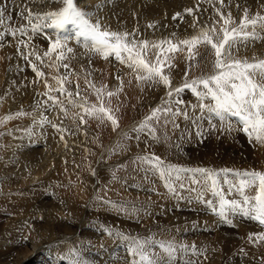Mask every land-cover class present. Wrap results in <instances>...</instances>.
I'll return each instance as SVG.
<instances>
[{
	"label": "bare ground",
	"instance_id": "bare-ground-1",
	"mask_svg": "<svg viewBox=\"0 0 264 264\" xmlns=\"http://www.w3.org/2000/svg\"><path fill=\"white\" fill-rule=\"evenodd\" d=\"M153 1H155V3L159 5V7L156 6L154 9L155 10L154 16L151 15L149 9H146L142 5V3L146 2L144 0H74V3L79 9L86 11L89 14V16L86 18L91 19L92 22L99 20L102 29L106 27L107 30L110 31L134 33L137 43L143 40H147L149 41L148 45L153 48H155L154 45H160V44L161 47L164 44L165 46H168L167 43L162 44L161 43L162 41L164 42L171 41L172 43L179 44V42L182 40L191 39L193 36H200V33L203 30H211L213 26H215L216 31L219 32L220 27L223 24V21L221 20V16H220L221 13H223L224 16L227 17V14L230 12L233 22L235 24H239L240 19L242 18L244 13V12L242 13L243 10L247 9L249 16L254 17L256 13L255 9L259 8L261 10V8H264V0L258 1L261 2V5L257 3V0H232L230 2H228V0H224L223 5L220 4V0H200L199 3L198 0H191L189 3H186V5H188L189 9H192L191 13L197 15L198 17V21L196 20L197 22H194V20L196 19L194 15L193 17H191L192 16L191 14V16L188 17V13L186 12H185V17L177 18L176 15V18H173L174 12H171V10H173L172 8L174 7V3L177 2V0H153ZM205 1L213 2V3L215 2L214 4H217V9H219V11H217V9L214 11L213 9V13H214L213 14L212 10H208L206 6L200 4V3H205ZM237 5H239V7H237ZM64 6H65L64 0H8L5 15L3 17L4 23L0 24V30L2 28H5V30H7L9 29V27H12L11 29L12 31L13 29H18L19 26H24L27 29L26 36H21L18 31H17V35L15 36L9 35L5 31L4 32L0 31V242H2L1 243L2 246L0 245V264H16V263L30 264L34 261V256L32 255L27 256V254H24L22 255V257H20L17 254L20 252L18 246H22V245L16 246L15 241L16 242L19 241L21 243L22 240L24 241V238H29L39 246L43 247V249L45 250L48 249L49 253L53 254V259L56 264H59L60 259L63 258L64 259L66 258L65 261H67L68 264H82L81 262H83L82 259L84 257L82 258V256H80L79 253H83L84 255H86L87 256L86 258L92 260L94 263L97 261L98 262L97 264H148L149 259L153 261V264H159L156 260H158L159 262L164 261L165 264H185L181 257L185 254V250L188 253L190 252V254L191 252H193L194 250L193 243L195 242L193 243L189 242L192 243L191 244L192 246H190V244L188 243V241L191 240L192 238H193L192 240L195 239L199 241V243L197 242V244L200 247L199 250L201 249L203 251V255H205L204 253L206 252V250H203V246L201 244L204 242L207 243L211 242L212 238L215 239L211 243L214 245L213 248L215 247L216 249V246L223 245L224 249L226 250L225 253L221 252V250H223L221 249L220 252H218L217 254H213L210 253L213 250L212 249L210 252H208L207 254L208 256L206 255L207 257L201 258V264H264V239L259 238L260 236L264 235V224L260 223L254 226L253 224L254 223L257 224V220L252 219L248 216H244L239 212H228V218L227 220H225L224 217L218 214V210L214 211L213 210L214 206L218 207V204H216L217 202H215L217 197L214 195V193L211 195L209 193H199V194L196 193L198 191L197 189L203 188L202 187L203 185H205V188L207 187L211 188L210 183L207 182L205 173H197L195 171L193 172V174L198 175L199 177L198 181H200V183L194 182V180L193 181L186 180V178L188 179L190 178L189 175L186 176L185 174H183L184 171L180 173H173L172 176L169 177V179H167L168 177L160 176L157 170L150 167L146 162H144L141 159L142 157H145L147 156V154H149L146 153L148 149H146V147L142 145V143L139 140L137 143H134L135 141L133 142V140H131L130 138L135 137L134 134L138 130L139 133L141 130H143L142 125L145 124H143L142 121H140V118L142 116L139 115L138 120L137 119L134 120V118L131 117V120H134V122L136 123L134 125L132 124L128 126V129L121 126H120L121 128L120 127L118 128L117 126H114L112 123H110L114 127V129L116 128L115 131L113 130L114 132H111L110 130L109 132L112 133L110 134L112 135L111 136L112 141L115 140V143L118 144V146L113 147V150H116L118 154L117 160L114 158L115 160H113V162H107V163L96 162L99 159H101L100 157L103 155L102 154L103 151H101L102 150L101 146L100 148H97L99 147L98 142L100 141L98 136H96V139H93L95 141L94 144L89 142V140H91L89 138H91L92 136L90 125H92L93 123L91 122L92 119H90L88 114L85 113L84 108L85 107L91 108L94 105L92 104L93 98H91L88 94H90L91 92L93 93L94 91L93 89L95 88H97L98 90L100 89V87L102 88L101 82L103 81L98 83L95 82L96 84L91 83L92 82L91 78L99 74V72H97V67L100 64L99 63L95 64L96 70L91 71L87 67L88 59L86 57L88 55L90 56V59H93V61L95 60V62L105 61L106 63H108L109 61L117 62L116 57L114 55H111L105 58L101 53H97L99 55L97 56L96 52L92 49V46H88L90 48H86V49H84L85 47L82 48L81 46H78L79 44L78 45L75 44L76 42L70 41V37H69L70 35L68 36V33L66 31L64 32V35L63 33L60 34L61 33L60 29H58L59 30L58 31L57 29L54 28H46L43 29L42 32L41 31L33 32L31 30V27L29 26V22L26 19H23V16L24 18L27 16V13L25 11L26 7L27 8L33 7L35 13L42 14L50 11H57ZM205 9L208 10L207 13H205L206 12ZM22 13L24 15H22ZM259 14L261 15L262 12L260 11ZM209 15L211 17L213 15L216 20L213 21L214 18L213 20H209L208 18L210 17ZM32 23H39V21L33 19ZM149 25H152V27H149ZM70 26H68V28L66 29L68 30V32L71 31ZM47 37H51L53 40L60 37L58 39L61 40L62 44L66 45V47L62 49L64 51V58L60 60L61 65L59 64V60H58L59 51L61 49H58L56 52H51L50 51L51 40H49ZM21 40H24L25 43L24 44L20 43ZM258 41L260 42L258 43L259 46L256 45L255 41H249L246 46H240L239 51L234 52L233 55L240 59H248L249 62H254L255 60L258 59H264V39ZM201 46H203L202 49H200ZM179 47L182 50H186L185 56L178 54V59H182L181 61H183V59H186L187 56L189 55L188 53L189 46L180 45ZM67 48H71L72 51L68 52ZM163 49H165V47ZM30 51L32 52L33 60L34 57L35 59L37 58V56L40 57V59L34 61L38 66V68L40 69V71L44 73L42 77L41 76L39 77L36 73H33L35 70L33 69L34 71L32 72V70L28 68L26 63L23 61L24 56H27L26 53L29 54ZM193 51L194 53H198L196 55L206 58L204 63L199 62L201 65L200 66L198 65L199 66L198 69L202 75V78H204L203 76L207 77V75H209L211 72L214 61V53L211 50V47L209 45H205L201 43L198 44ZM45 52H50V55L44 56ZM153 54L154 55L156 54V50H154ZM150 55H152V53ZM110 58H112L113 60H111ZM66 60H67V65L69 64V68L70 66L72 68L71 76H73V78L75 77L77 81L74 86L70 85V83L67 80L69 71L62 70L63 68H65L64 65H66ZM187 62L188 60L186 59V63ZM91 64L93 65V62ZM20 66H24L25 68L24 69L20 68ZM107 68L109 69V67ZM119 70H120L119 75L122 77L123 70L122 68ZM19 74H20V79L18 77ZM33 75L36 77L35 79L37 80V82L33 83L34 87L32 86L31 88L30 78H32ZM104 78L108 79V76L105 74L104 76H102V79ZM19 80H24L25 83L23 81L24 84L21 85ZM44 80L46 81L48 80L49 84L55 81L54 82L55 87L56 84L57 86H63L65 92L61 93L60 91L55 90L56 92L53 91L52 94L50 93L51 95L49 96L44 95L46 100L44 98H41L43 99V101H41L39 97L41 96V94L35 95L34 93L36 91L34 88L38 89L40 86H42L41 83H44L45 82ZM123 80L125 81V79ZM138 81L141 82L140 80ZM125 83H127V80ZM45 84H47V82H45ZM57 88L58 87H56L55 89ZM136 89H133L132 91L128 90L129 93H132L133 102L139 99V94H137L138 91L136 92ZM160 90L162 89L160 88ZM39 91L42 92L43 90H39ZM45 92L48 91L45 90ZM69 92L72 93L71 96L73 98L72 100L76 101V105L72 104V106L83 105V107L77 106L79 111L78 113L75 114L76 119L75 116H73L74 118L73 124L75 123V125L71 123L73 125L72 127H74L73 132L69 134L68 132H66L68 136L67 138L70 139L71 144H66V149H64L61 143L62 142L61 139L56 135L51 136L52 135L51 133V135H48L50 142L54 141L53 143L55 145L56 143L55 141H57L56 145H58V147L55 146L54 148H50L49 144H47L48 147L46 148L45 151V148L42 145V143L38 144L39 142L38 140L42 141L43 138L47 139V137L43 136L39 130L37 131L36 129H33L35 125L39 124V120H40L38 119L37 113L39 112H37V110L40 109L41 106L49 107L50 102L47 101L49 97L52 96L57 97L59 101L63 102V104H61L62 107H64L66 104L68 105V103L66 102L67 100L66 93ZM77 93H80L78 95L79 96L78 98L76 97ZM124 93H126V91H124ZM54 102L55 101H53V103ZM116 103L118 102L116 101ZM122 103L123 102H121V104ZM61 105H59V107H61ZM131 106L132 103L130 102L127 104V107L125 106L123 107L122 105L123 118L129 117V113L131 112ZM146 110L148 109L146 108ZM55 111H56L55 108L51 110L52 112L51 116H54ZM143 114H145V112ZM191 115L193 117V113H191ZM9 116L11 117V119H7V117ZM61 117L59 119H61ZM81 117H83V120H81ZM205 119L206 118L200 117L198 118L200 122H197L195 120L197 124L201 123L199 127L201 128L203 127L204 129L202 131V136L205 137V135H208V129H211L212 134L211 133L209 134L212 135L214 139L220 137L222 135L219 128L220 126L215 122L208 123L210 121L207 122ZM229 119L235 120L238 124L240 122L242 123L240 118L236 116L231 115ZM164 123L166 124V122ZM164 123H162V125ZM65 126H68L67 122ZM193 127L198 128L195 126ZM65 128L63 129L65 130ZM26 129H29L28 131L30 132H27ZM85 129L86 132L84 131ZM235 129L234 130L232 129L233 132L235 131ZM8 131H11L13 136L10 137L8 135ZM69 131H71V129ZM126 132H129L130 134V138L127 136L128 137L127 140H125L126 135L123 137V134H126ZM26 134L29 135V137L31 136L30 138L27 137L28 140H30V142L24 140L26 138ZM185 134H186L185 144L184 143L183 144L186 146L185 147L186 149L185 152H182V155L185 156V159H188L190 161L191 165L194 164L195 168H202L207 170L213 168L216 170L222 164L225 163L227 164L232 161L240 162V160H242V158L238 156L239 154L238 155L232 154L228 150L227 151H223L220 149L217 150V148L212 147L211 144L212 142L207 141L205 138H204L205 144L203 140L202 143L199 141L196 142L197 141L195 139L196 132L193 131L192 129H185ZM230 135L231 134L229 133V131L225 133V137L227 139L230 137ZM188 136L190 138L195 139L196 141L194 140L189 141L190 138L189 140H186V137ZM221 138H222L220 142L221 147L225 149L226 145L222 142L224 141L223 137ZM103 139L101 138V141ZM103 141L101 144H103ZM138 143L140 148L137 145ZM159 144H160V149H159L160 153L158 154L165 157V159L175 155L174 149L171 148L168 143H165L163 139H161V142ZM86 147L88 149L87 152H86ZM52 149L55 150L53 154L51 153V151H54ZM70 149H71V153H70ZM110 150H108L109 153ZM42 151L43 152L45 151V153L41 155L42 157H40V161L41 160L44 161L40 162L39 159L36 160L35 158L37 157V154ZM92 151H96V152H92ZM100 151H101L100 153L101 155L99 154ZM263 151L262 153L260 152L261 153L260 158H263L261 159L262 161H264ZM136 152L140 153V155H138L139 158L135 154ZM216 152H222V153L216 155L215 154ZM49 153H51L52 155H49ZM87 154L93 156L91 160L87 158ZM253 154H255V152ZM110 156L111 155H109V157ZM177 156L179 157V154H177ZM235 156H237V158H235ZM84 158H85V168L86 169L88 168L89 173L88 175H85L87 177L85 178L83 177L84 186H79L78 184L77 189L79 192H81L82 189L83 191L86 190L88 192L85 198L87 200V204L90 211L83 216V213L81 212L78 206L72 209L70 207L71 205L69 206L68 203V207L72 209L73 215L70 214L69 210H68L69 213L67 214L66 212H64L65 210L61 213L58 212L59 214L57 212L55 213L53 210H57L59 208L58 204H60L58 202L59 201L61 202L60 200L61 197L59 198V195L63 194L61 192L63 187L61 188V190L60 188L56 189L61 184V183L58 184L59 185L58 186L57 183L63 179L62 171H64V168L66 166L72 167L73 159L75 161L76 159L77 160L80 159L81 161V159L83 160ZM93 159H96V161H94ZM243 159L249 161L248 157ZM257 159L259 158H256V160ZM250 161L253 162V160ZM34 162H38V163H34ZM119 163L121 164V167L118 166L120 167L119 168L120 171L122 170L127 171L129 169L131 170L129 171L131 176H129L128 174L126 175V177L127 178L131 177L132 179L128 180L124 177L125 180L124 182H122V186L124 190L120 189L122 190V194L124 195V198L122 197V200L124 201L111 200L109 202L108 201L104 202L103 197H100V194L98 193L97 190L98 186L96 185L95 181L90 180L91 171L96 166H101V167L104 166V168L109 169ZM64 164H66V166L63 168ZM51 165L53 166L50 167ZM142 165L145 167L146 173H144L142 169H140L142 168L141 167ZM77 169L78 166L74 170ZM215 172L220 173V177H219L220 179L223 176L222 174H225L220 170L219 172L218 170ZM72 174L74 175V173ZM182 174L184 175V177L182 176ZM233 176H234V172L227 173V175L222 177V183H224L223 180L225 178L227 180L233 181V179H235L233 178ZM98 177L101 176L98 175ZM72 179L70 178L69 180L72 181ZM78 180L80 179L78 178ZM119 180H121V178ZM89 181H91L90 184ZM98 183L102 184L103 186H108L105 178L103 181H99ZM169 183L173 184V186L176 189L175 192L169 190L168 188ZM115 184L118 185L120 183L115 182ZM180 184H183L184 187L181 188L179 186ZM80 185L83 184L81 183ZM224 185L226 186V189H229L231 187V185L228 183H224ZM100 187L102 188V186ZM65 188L67 189L66 186ZM104 189L105 187L103 188V191ZM120 190L118 191L121 192ZM223 190L225 189L223 188ZM83 191L81 192L82 194ZM211 192L212 191H210V193ZM234 193L233 195L232 194L225 195V198L236 199V200L239 199L238 197L240 194L237 195L238 193L237 194ZM77 195L74 194V200L76 204H79L80 201ZM83 196L81 197L83 198ZM81 197L80 200L82 199ZM240 197L243 199L242 196ZM22 198H25L23 203L26 202L25 204L27 205H23L24 207L19 205L21 206L19 207L18 202L20 201L21 203ZM67 198L70 197L68 196ZM241 198L240 200L242 201ZM168 199H170V201H167ZM174 200H176V202ZM209 200L212 201L211 205L206 202ZM71 201L69 200L68 202ZM144 202L145 204H142ZM65 203H63L62 201V206L63 204L64 206H66ZM9 205L11 206L10 209H8ZM15 205H17L18 207L16 208ZM96 208H99V210H96ZM109 209H114L115 212L118 211L120 216L118 213L115 214L116 216L112 215V213L109 212ZM188 210L190 211L191 215L187 217L185 213H188ZM202 211L204 212L205 215H202V217L198 216L197 213L199 214V212ZM182 212L186 217L184 215L181 216ZM234 214H239V215L241 214L244 219L249 221L244 222L242 220L236 219L237 217L235 218L233 217L234 219H232V216ZM99 215H102L106 219L119 221L121 223V226L119 228L116 227L111 228L106 224L99 223L97 221V217ZM119 217L121 218L122 221L119 220ZM70 227H72L71 230L69 229ZM173 228H177L179 231L185 230V235H190V238L185 239V235H181V236L172 235L171 237H164L165 234L174 230ZM148 229H150L153 232V234L154 233L156 234L155 238L152 241L148 239L143 240L142 237H140L142 240H140V238H137L139 234L147 231ZM227 232H229L230 234H228ZM86 237L92 238V241L85 239ZM247 237L248 240H246ZM98 238L101 241H96ZM254 239H256L258 243L257 242L255 243ZM252 241H254L255 244L253 246L250 245L252 244ZM76 242H80V243H76ZM96 242L103 244L106 250L105 254H103L101 251H99L96 248V246L94 245ZM137 242L140 244V247H137ZM169 244L172 245L175 249V251L171 254L165 251V248ZM77 245L80 247L78 248L80 249L81 252L79 251V249L78 251L76 250ZM161 245H164V247H161ZM242 248H244V250H240ZM248 249H252L253 253L254 250L257 251L258 252L257 254L262 255V258L260 256H257L256 252L254 253L255 254L254 255L253 253H251L252 250L249 251ZM117 254H121V255L117 256ZM174 256L179 258L175 259ZM199 256L201 257V255ZM142 257H147L148 259H142ZM193 257L191 259H194V262H196L195 258ZM12 260H15V262L12 263ZM199 262L197 263L199 264Z\"/></svg>",
	"mask_w": 264,
	"mask_h": 264
},
{
	"label": "rangeland",
	"instance_id": "rangeland-1",
	"mask_svg": "<svg viewBox=\"0 0 264 264\" xmlns=\"http://www.w3.org/2000/svg\"><path fill=\"white\" fill-rule=\"evenodd\" d=\"M144 1H146V2H144V3H142V5L146 8V9H149L150 10V12H151V15L152 16H154V13H155V7L157 6V7H159V5L158 4H156L155 3V1H153V0H144ZM152 1V2H151ZM191 0H177V2H175L174 3V7L172 8L173 10H171V12H174V17L176 18V15L178 14V12H179V15H177V18L178 17H185V12L186 13H188V17H190L191 16V14L192 13H189V12H187V11H185V10H187V8L189 9V7H188V5H186V3H189ZM199 1L200 0H198V3H199ZM230 1H232V0H228V2H230ZM259 0H257V3H259L260 5H261V2H258ZM208 2V1H207ZM206 1H205V3H200V4H203L204 6H206L207 8H208V10H212V13H213V9H214V11L217 9V4H214L213 2H208L207 3ZM154 3V4H153ZM147 4V5H146ZM153 4V5H152ZM211 4V5H210ZM213 6V7H212ZM216 6V7H215ZM212 7V8H211ZM215 7V8H214ZM34 8L32 7L31 8V10L33 11V13H35V11L33 10ZM178 10V11H177ZM181 10H183V11H181ZM206 10V12L205 13H207L208 12V10L207 9H205ZM262 12V14L260 15V16H264V8H261V10L259 9V8H257V9H255V16H256V14L257 13H259V12ZM116 12V11H115ZM170 12V13H171ZM244 12V10L242 11V13ZM220 13V12H219ZM169 14V13H168ZM211 14V13H210ZM214 14V13H213ZM244 14V13H243ZM4 15H5V13H4ZM161 15H163V14H161ZM184 15V16H183ZM193 15L194 14H192V16L191 17H193ZM22 16V15H21ZM210 16V15H209ZM254 16V17H255ZM173 17V18H174ZM194 17L196 18L195 20H194V22H197L198 21V17H197V15H194ZM209 18V20H213V18H214V16L212 15V17L210 16V17H208ZM212 18V19H211ZM23 19H25L24 18V16H23ZM197 20V21H196ZM216 19L214 18V20L213 21H215ZM75 25V24H74ZM65 27H67L68 28V26L66 25ZM66 28V29H67ZM11 29H12V27H9V29H7V30H5V28H2L0 31L1 32H10L11 31ZM58 30V29H57ZM56 30V31H57ZM250 30V29H249ZM59 31V30H58ZM60 31H61V29H60ZM68 34H69V32H68V30H65ZM79 31V30H78ZM259 31V30H258ZM72 34V33H71ZM140 35V34H139ZM261 35H264V33H262ZM78 36V35H77ZM142 36V35H141ZM75 36L72 34L71 35V40L70 41H72V42H76L75 44H79L78 46H81L82 48H84V49H86V48H90V47H88V46H92L91 45V42L90 41H87V40H85V38L84 37H75ZM76 40V41H75ZM213 40H215V37L213 38ZM260 40H262V39H260ZM78 41V42H77ZM253 41H255L256 42V45H258L259 46V44L258 43H260L258 40H253ZM215 42V41H214ZM160 43V42H159ZM165 47V49L168 47V46H165V44L161 47V44H160V47L158 48V47H155V48H153V47H150L149 45H148V50H147V55H146V59H150L149 60V62H152V61H154L155 60V55L153 54L154 53V50H156V53H157V51L159 52V51H161V49H163ZM150 48V49H149ZM203 48V46H201L200 47V49H202ZM96 52V51H95ZM149 52V53H148ZM34 53V52H33ZM98 52H96V54H97ZM152 53V55H150ZM185 53H186V50H179L178 52H176L175 54L174 53H168V56L171 58V63L174 65V67L171 69V73H170V77H171V80H172V84H171V87H167V86H165V85H162V83H150V82H147V81H144V80H140V79H138L137 78V76L138 75H140V74H142V73H138L137 71H135L133 68H131V67H129V64H128V61H127V58L125 57L123 60H118L117 59V62H114V61H109L108 63H106L105 61H99V62H95V60L93 61V59H90V56H88L87 55V67H88V69L89 70H91V71H93V70H96V67H95V64H97V63H99L100 65L97 67V72H99V74L97 75V76H94L93 78H91L92 79V82L91 83H93V84H96L95 82H101V81H103V82H101V85H102V88L100 87V89H99V91H98V89L97 88H95V89H93L94 91H93V93L91 92L90 94H88L91 98H93L92 100V104H94L97 108H99V107H101V106H103V107H105V108H108V109H110L111 110V113H112V115H114L115 117H116V119H117V121H118V124L117 125H114V126H117L118 128L121 126V127H124V128H127L128 129V126H130V125H134L136 122H134V120H138V118H139V115L140 116H142L141 118H140V121H142V123L143 124H147V126L146 127H143V130H141L140 131V133L137 131L135 134H134V136L135 137H131L130 138V134H129V132H126V134H123V137L125 136V140H127L128 139V137L131 139V140H133V142L134 143H137L138 142V140L142 143V145H144L145 147H146V149H148L147 150V152L146 153H149V154H147V156H159L160 158H161V161L163 162V164L164 165H173V166H177V168H180V169H184L185 171H184V173L183 174H185L186 176L187 175H189V178L190 179H188V178H186V180H188V181H193L194 180V182H197L198 181V179H199V177H198V175L197 174H193V172L194 171H191V170H194V169H197V168H195V165L193 164V165H191L190 164V161L188 160V159H185V156L184 155H182V152H185V129H192L193 131H195L196 132V137H195V139L197 140H195V139H193V138H190L189 136L188 137H186V140H189V138H190V140L189 141H196V142H201L202 143V140L204 141V138L207 140V141H211L212 143V147H215V148H217V150H223V151H230L232 154H236V155H238L240 158H242V160H240V162H237V161H232V162H229V163H225V164H222L221 166H223V167H221V166H219L216 170L215 169H213V168H210L208 171L209 172H213V171H217L218 170V172H219V170L221 171V170H223V169H232L233 170V172H235V171H237L238 169V171H240V169H241V171H244V170H256V171H264V161H262L261 159H263V158H260L261 157V153H262V151L264 150V141H261V140H256L255 138H249V136L247 135V133H245L243 130H242V123L239 125L235 120H231V119H229V117L231 116L230 114H227L223 119H221V117H219V116H217L215 113H211V112H209L208 110H207V108H202L201 107V105H209V106H211V105H213L214 104V101L212 100V98L211 97H206V98H201V97H198L196 94H195V92H193L191 89H184L183 91H181L180 93H179V95H176L175 94V92H173V94H172V96H169L168 95V93L170 92V91H172L174 88H176V87H182L183 86V84L185 83V82H188V83H191L192 82V80H197V79H200V78H202V75H201V73H200V71H199V66L201 65L200 63H204L205 62V60H206V58L204 57H200V56H198V55H196L195 56V58H197V59H192V60H189L188 59V56H187V60H188V62L186 63V59H183V61H181L182 59H178V54L179 55H184L185 56ZM31 54V55H30ZM177 54V55H176ZM26 55L27 56H24V58H23V61L26 63V65L28 66V68H30L31 70H32V72L34 71L33 70V68H32V65L33 64H35L36 65V63H35V61L34 60H37V58L35 59V57H34V60L32 59V52L30 51L29 52V54H27L26 53ZM29 55V56H28ZM173 55V56H172ZM35 56V55H34ZM97 56H99L98 54H97ZM27 57V58H26ZM31 57V58H30ZM151 57V58H150ZM199 57V58H198ZM161 58H163V56L161 57ZM27 59H30V60H27ZM94 59H95V57H94ZM111 60H113L112 58H110ZM27 60V61H26ZM59 60V64L61 65V61L60 60H62V59H58ZM176 60H177V63H176ZM180 60V61H179ZM194 60V61H193ZM33 63H32V62ZM90 61H91V63L93 62V65L90 63ZM97 61V60H96ZM125 63H123V62ZM173 61V62H172ZM195 63V64H193V63ZM200 62V63H199ZM89 63V64H88ZM111 63H113V64H111ZM110 64V65H109ZM66 65H67V60H66ZM105 65V66H104ZM109 65V66H108ZM199 65V66H198ZM113 66V67H112ZM107 67H109V69L107 68ZM20 68H25L24 66H20ZM107 68V69H106ZM122 68V70H123V75L124 74H126V75H122V77H125V78H122L120 75H119V69H121ZM62 69V68H61ZM67 69H69V70H67ZM71 66H70V68H69V64L67 65V67H65V68H63L62 70L63 71H69L68 72V76H67V80H68V82L70 83V85H72V86H74L75 84H76V78L74 77L73 78V76H71ZM132 69V70H131ZM212 69H214V70H212ZM212 69H211V72H210V74L209 75H211V74H213L215 71H216V69L214 68V67H212ZM131 70V71H130ZM192 70V71H191ZM35 71H40V69L38 68V66L36 65V69H35ZM33 72V73H37V72ZM16 72V71H15ZM129 74H128V73ZM167 72H168V69L167 68H165V73L167 74ZM187 72V75L185 74ZM103 73V74H102ZM107 75L108 76V79H106V78H104V79H102V76H104V75ZM118 74V75H117ZM138 74V75H137ZM130 75V76H129ZM135 75V76H134ZM209 75H207V76H209ZM188 76H191V77H188ZM201 76V77H200ZM18 77H19V79H20V74L18 75ZM40 77V76H39ZM38 77V78H39ZM134 77V78H133ZM204 78H206V76H203ZM36 77L33 75V77L32 78H30L31 80H30V82H31V88H32V86L34 87V85H33V83H35V82H37V80L35 79ZM110 78V79H109ZM130 78V79H129ZM133 78V79H132ZM119 79V80H118ZM123 79H125V81L123 80ZM126 80H127V83H125L126 82ZM137 80V81H136ZM138 80H140L141 82H139ZM23 81L24 80H19V82L21 83V85L22 84H24L25 83V81H24V83H23ZM45 82H47V84H45V82L44 83H41V85L42 86H40L38 89L39 90H43L42 92H40L37 88H34L35 89V95L37 94V95H40L41 94V96H39L40 97V100L41 101H43V99H41V98H44L45 99V96L44 95H47V96H49V95H51L52 94V92L54 91V92H56L57 90H58V88H60L61 86H57V84H56V87H58L57 89H55L56 87H55V81H53V82H51L50 84H49V81L47 80H44ZM62 81H63V79H62ZM71 81V82H70ZM143 81V82H142ZM190 81V82H189ZM27 82V81H26ZM106 82V83H105ZM64 83V82H63ZM149 85H148V84ZM108 84V85H107ZM30 85V84H29ZM45 85V86H44ZM116 85V86H115ZM126 85H127V87H126ZM136 87H135V86ZM145 85V86H144ZM151 85V86H150ZM154 85V86H153ZM93 86H95V85H93ZM128 86H130V87H128ZM144 86V87H143ZM148 86V87H147ZM55 87V88H54ZM99 87V86H98ZM151 87V88H150ZM163 87V88H162ZM199 88H198V90H200V91H203L204 89H203V87L202 86H198ZM137 88V89H136ZM139 88V89H138ZM156 88V89H155ZM160 88L162 89V90H160ZM19 89V88H18ZM133 89H136V92H137V94H139V99L138 100H136V101H134L133 102V98H132V93H129L128 92V90L130 91H132ZM154 89V90H153ZM45 90L46 91H48V92H45ZM56 90V91H55ZM102 90V91H101ZM143 90V91H142ZM145 90V91H144ZM149 90V91H148ZM38 91V92H37ZM111 91V92H110ZM124 91H126V93H124ZM154 91V92H153ZM156 91V92H155ZM159 91V92H158ZM96 92V93H95ZM108 92L109 93H112V95L111 96H109L108 95ZM153 92V93H152ZM44 93H46V94H44ZM51 93V94H50ZM146 95H145V94ZM80 94V93H79ZM95 94V95H94ZM155 94V95H154ZM149 95V96H148ZM147 96V97H146ZM77 98L79 97L78 95L76 96ZM146 97V98H145ZM94 98H95V101H94ZM153 98V99H152ZM67 99V100H66ZM66 102L68 103V100H72L73 98L72 97H66ZM142 99V100H141ZM149 99H151V100H149ZM46 100V99H45ZM116 101L118 102V103H116ZM127 101V102H126ZM139 103H138V102ZM144 101H145V103H144ZM177 101H183V103H177ZM47 102H50V106L49 107H44V106H41L40 107V109H38L37 110V112H39V113H37L38 114V119H40L39 120V124H37V125H35V127H33V129H36L37 131L39 130L41 133H42V135L43 136H45V137H47V139H44L43 138V140L41 141V140H38L39 142H38V144L39 143H42V145L44 146V148H45V151H46V148L48 147L47 146V144H49V146H50V148H54L55 146L56 147H58V145H56L57 144V141H55L56 143H55V145H54V141L53 142H50V139H49V137H48V135H51V133H52V135L51 136H53V135H56L57 137H59L60 139H61V143H62V146H63V148L64 149H66V144H71L70 143V139H68L67 137V134H66V132H68V134L69 133H71V132H73V130H74V127H72L73 125H75V123L73 124V122H74V118H73V116H75V114L76 113H78V111H79V109H78V107L77 106H75V105H73L72 106V104L71 103H68V105L66 104L64 107H62V105H61V107H59V106H52V105H54V103H56V102H54L53 103V101H51V100H49L48 99V101ZM52 102V103H51ZM121 102H123L122 104H121ZM132 103V106H131V112L129 113V117L128 118H123V110H122V108L125 106V107H127V104L128 103ZM136 102H137V104H136ZM111 103V104H110ZM52 104V105H51ZM122 105H123V107H122ZM143 105V106H142ZM147 105V106H146ZM137 106V107H136ZM142 106V107H141ZM71 107V108H70ZM145 107V108H144ZM44 108V109H43ZM46 108V109H45ZM55 108V114H54V116H51L52 115V112H51V110L52 109H54ZM66 108V109H65ZM74 108V109H73ZM77 108V109H76ZM139 108V109H138ZM146 108L148 109V110H146ZM164 108H171L172 109V112H175V111H177V110H179V114L178 115H173L172 114V112H164L163 111V109ZM135 109V110H134ZM155 109H161V112L158 114V116H157V118H155V119H153V120H148V118H149V116H151V114H152V112L155 110ZM59 110V111H58ZM74 110V111H73ZM137 110V111H136ZM140 110V111H139ZM145 112V114H143L144 112ZM146 110V111H145ZM73 111V112H72ZM62 112V113H61ZM191 113H193V117H192V115H191ZM58 116H57V115ZM66 114V115H65ZM87 114V113H86ZM150 114V115H149ZM186 114V115H185ZM39 115H41V116H39ZM43 115V116H42ZM68 115V116H67ZM56 116V117H55ZM62 116V117H61ZM66 116V117H65ZM89 117H90V119H94L93 121H95V122H93L92 120H91V122L93 123L92 125H90V130L92 131V136H91V138H89V139H91V140H89V142L90 143H93L94 144V140L93 139H96V136H98V138L100 139V143L98 142V146L99 147H97V148H100V146H101V151H103L102 152V156L100 157L101 159H99L98 161H96V159H93L94 161H96V162H103V163H107V162H113V160H117V152H116V150H113V147H116V146H118V144L117 143H115V140L114 141H112V135H110V134H112V133H110L109 132V130L111 131V132H114L115 131V129H114V127L110 124V123H112L110 120H108L107 118H105V120L103 119V120H101V119H99V118H95V116H90V115H88ZM161 116V117H160ZM58 117V118H57ZM61 117V119H59ZM71 117H72V119H71ZM131 117L132 118H134V120H131ZM200 117H202V118H206L205 120L208 122V121H210V122H208V123H211V122H215L216 124H218L220 127V131H221V133H222V135L220 136V137H218L217 139H214L213 137H212V135H210L209 133H211L212 134V131H211V129H208V135H205V137H203L202 136V131L204 130L203 129V127L201 128V127H199L200 125H201V123L199 124H197L196 123V121L197 122H200L199 120H198V118H200ZM52 118V119H51ZM55 118V119H54ZM69 118V119H68ZM120 118V119H119ZM75 119H76V116H75ZM99 119V120H98ZM107 119V120H106ZM126 119V120H125ZM179 119V120H178ZM215 119V120H214ZM55 122H54V121ZM68 120V121H67ZM159 120V121H158ZM196 120V121H195ZM227 120V121H226ZM5 121H6V119H5ZM41 121H43V122H41ZM49 121L51 122V123H49ZM63 121H64V123H63ZM67 122V125L68 126H65L66 125V122ZM71 121V122H70ZM96 121H97V123H96ZM108 123H107V122ZM188 121V122H187ZM194 121H195V123H194ZM232 121V122H231ZM102 122V123H101ZM164 123V122H166V124L164 123L163 125H162V123ZM169 122V123H168ZM231 122V123H230ZM59 123H61V124H59ZM73 125H72V124ZM107 123V124H106ZM169 125H168V124ZM220 123H222V124H220ZM231 125H230V124ZM232 123H234V124H232ZM55 124V126L56 125H58V126H56V128L53 126ZM62 124H63V126H62ZM141 124V123H140ZM188 124V125H187ZM192 124H195V125H192ZM69 125H71V126H69ZM101 125V126H100ZM107 125H109V126H107ZM229 126V127H226V126ZM233 125H234V128H233ZM59 126H60V128H59ZM67 127V128H65V127ZM105 126H106V128H105ZM193 126H195V127H198V128H194ZM241 126V127H240ZM49 127V128H48ZM62 127V128H61ZM69 127V128H68ZM103 127V128H102ZM108 127V128H107ZM120 127V128H121ZM187 127V128H186ZM222 127V128H221ZM225 127V128H224ZM63 128H65V130L63 129ZM110 128V129H109ZM113 128V129H112ZM123 128V129H124ZM228 128V129H227ZM234 130L235 128V131L233 132V130ZM48 129V130H47ZM58 129H61V130H58ZM71 129V131H69V130ZM103 129V130H102ZM194 129H196V130H194ZM200 129V130H199ZM230 129V130H229ZM7 130V129H6ZM29 129H26V131L27 132H30V131H28ZM114 130V131H113ZM32 131V130H31ZM85 132H86V129L84 130ZM104 131V132H103ZM200 132L201 133V136H200V133H198V132ZM211 131V132H210ZM229 131V133L231 134L230 135V137L227 139L226 137H225V133L226 132H228ZM50 132V133H49ZM93 132H94V134H93ZM103 132V133H102ZM149 132V133H148ZM233 132V133H232ZM49 133V134H48ZM107 133V134H106ZM142 133V134H141ZM154 133V134H153ZM167 133V134H166ZM173 133H174V135H173ZM58 134V135H57ZM103 134V135H102ZM106 134V135H105ZM109 134V135H108ZM139 134V135H138ZM144 134V135H143ZM8 135L11 137V136H13V134H12V132L11 131H8ZM153 135V136H152ZM198 135V136H197ZM247 135V136H246ZM101 136V137H100ZM128 136V137H127ZM138 136V137H137ZM175 136V137H174ZM211 136V137H210ZM30 138L29 137V135H27L26 134V138L24 139L25 141H27V142H30V140H28V138ZM95 137V138H94ZM201 137V138H200ZM221 137H223V140L224 141H222L225 145H226V148L225 149H223V147H221V140H222V138ZM101 138L103 139V138H105V139H103L102 141H103V144H101L102 143V141H101ZM146 138V139H145ZM155 138V139H154ZM176 138V139H175ZM213 138V139H212ZM220 138V139H219ZM66 139H68V140H66ZM145 139V140H144ZM161 139H163L164 141H165V143H168L169 144V146L171 147V148H173L174 149V156H170L169 158H167V159H165V157H163V156H161L160 154H158V153H160V142H161ZM180 139V140H179ZM147 140V141H146ZM149 140V141H148ZM45 141V142H44ZM108 141H109V143H108ZM144 141V142H143ZM158 143H157V142ZM65 142V143H64ZM182 142V143H181ZM215 142V143H214ZM220 144H219V143ZM147 143H149V144H147ZM170 143H171V145H173V146H171L170 145ZM177 143H178V145H177ZM180 143V144H179ZM184 143V144H183ZM219 145H218V144ZM204 144H205V141H204ZM54 145V146H53ZM103 145V146H102ZM138 145V147H139V143L137 144ZM68 146V145H67ZM179 147V148H177V147ZM231 146V147H230ZM158 147V148H157ZM221 147V148H220ZM250 147V148H249ZM254 147V148H253ZM105 148V149H104ZM140 148V147H139ZM257 148V149H256ZM112 151H111V150ZM184 151H183V150ZM251 149H253V150H251ZM52 150H54V149H52ZM87 147H86V152H87ZM100 150V149H99ZM107 150V151H106ZM108 150H110V153H109V151ZM157 150V151H156ZM180 150V151H179ZM232 150V151H231ZM45 151L43 152H40V153H38L37 154V157L35 158L36 160H38L39 159V161H40V157H42L41 155H43V153H45ZM101 151L99 152V154L101 153ZM106 151V152H105ZM55 152V150L54 151H51V153L53 154ZM92 152H96V151H92ZM105 152V153H104ZM109 154H108V153ZM142 152V151H141ZM176 152H177V154H179V157L177 156V154H176ZM241 152V153H240ZM244 152H245V154H244ZM255 152V154H253ZM258 152H259V154H258ZM261 152V153H260ZM264 152V151H263ZM51 153H49V155H52ZM70 153H71V149H70ZM222 152H216L215 154L216 155H219V154H221ZM250 153V154H249ZM136 155H137V157H138V155H140V153L139 152H136L135 153ZM144 154V153H143ZM101 155V154H100ZM105 155H107V156H105ZM109 155H111L110 157H109ZM180 155H182V156H180ZM241 155V156H240ZM255 155V156H254ZM48 156V155H47ZM120 156V155H119ZM119 156H118V158H119ZM92 155H89V154H87V158L89 159V160H91L92 159ZM137 157H136V159H137ZM172 157V158H171ZM249 158V161H246L245 159H243V158ZM47 158V157H46ZM115 158V159H114ZM139 158V157H138ZM235 158H237V156H235ZM256 158H259V159H257L256 160ZM173 160V161H172ZM174 160H176V161H174ZM188 160V161H187ZM244 160V161H243ZM250 160H253V162L252 161H250ZM44 160H41L40 162H43ZM65 161V160H64ZM187 162V163H186ZM189 162V163H188ZM252 163V165H251V163ZM34 163H38V162H34ZM68 163V162H67ZM66 163V164H67ZM240 163V164H239ZM33 164V163H32ZM66 164H64V166H63V168L66 166ZM84 164V165H83ZM186 165V166H185ZM232 165H234V166H232ZM261 165V166H260ZM53 165H51L50 167H52ZM77 166H78V169L77 170H74V169H76L77 168ZM84 166V167H83ZM118 166H120L121 167V164L119 163V164H117V165H114L112 168H109V169H106V168H104V166H96L95 168H93V170L91 171V174H90V180H93V181H95V183H96V185L98 186L97 187V190H98V193L100 194V197H103V199H104V202H109V201H111V200H114V201H118V200H121V201H124V200H122V197L124 198V195L122 194V190H124V188H123V186H122V182H124V177L126 178V179H132L131 177H126V175H128L129 174V176H131L130 175V172L129 171H131L130 169L129 170H127V171H120V167H118ZM193 166V167H192ZM49 167V168H50ZM88 167V166H87ZM136 167H137V164H136ZM142 168H140V169H142V171L144 172V173H146L145 172V167L142 165L141 166ZM225 167V168H224ZM66 168V169H65ZM64 168V171H62V175H63V179H65V180H60L58 183H57V185L58 184H60V186L59 187H57L56 189H58V188H60V190H61V188H62V190H61V192L63 193V194H60L59 195V198L61 197V198H64V199H61L60 198V200H61V202L59 201L58 203H60V204H58L59 205V208L58 209H60V210H53L55 213L57 212H63L64 210V212H66V214L67 213H69L70 212V214H72V209L73 208H75V207H79L80 208V210H81V212L83 213V216L84 215H86L89 211H90V209H89V207H88V204H87V200H86V194H88V192L86 191V190H84L83 191V189H82V191H83V194L81 193V192H79L78 191V189H77V187H78V184H79V186H84V178L85 177H87V176H85V175H88V173H89V171H88V168L86 169L85 168V158L82 160L81 159V161H80V159H76V161L73 159V165H72V167H65ZM81 168H83V169H81ZM85 168V169H84ZM104 168V169H103ZM68 169V170H67ZM114 169V170H113ZM118 169V170H117ZM187 169L188 170H190V172H188L187 171ZM79 170V171H78ZM100 170H102V171H100ZM110 170V171H109ZM111 170H113V171H111ZM73 171H75V172H73ZM86 171V172H85ZM71 173V175H70V173ZM112 172V173H111ZM129 172V173H128ZM67 173V174H66ZM68 173H69V175H68ZM72 173H74V175L72 174ZM85 173V174H84ZM116 173V174H115ZM122 173V174H121ZM67 176H66V175ZM77 174V175H76ZM80 174V175H79ZM101 174V175H100ZM182 174V176L184 177V175ZM98 175L99 176H101V177H98ZM223 176H225V175H227V173L226 174H222ZM77 176V177H76ZM92 176V177H91ZM95 176V177H94ZM222 176V177H223ZM69 177V178H68ZM84 177V178H83ZM97 177H98V179H97ZM193 177H195V178H193ZM222 177H221V179L219 178L218 179V183H219V186L223 189H225L224 191H225V195H229V194H232L233 195V193L235 192H233V191H231L230 193L228 192V189H226V186L224 185V183H222ZM72 179V178H74V179H72V181L71 180H69V179ZM78 178L80 179V180H82V181H80V180H78ZM82 178V179H81ZM94 178V179H93ZM96 178V179H95ZM104 178H105V180H106V182H107V185L108 186H103L102 184H100V183H98L99 181H103L104 180ZM121 178V180H119ZM123 178V179H122ZM192 178V179H191ZM233 178H235V179H233V182H238V177H235V176H233ZM167 179H169V177L167 178ZM166 180V179H165ZM237 180V181H236ZM77 181V182H76ZM167 181V180H166ZM67 182V183H66ZM73 182V183H72ZM79 182V183H78ZM115 182H119L120 184H118V185H116L115 184ZM66 183V184H68V185H64V184ZM70 183V184H69ZM83 184V185H80V184ZM91 183V181H89V184ZM221 183V184H220ZM73 184V185H72ZM99 184V185H98ZM63 185V186H62ZM70 185V186H69ZM72 185V186H71ZM75 185V186H74ZM65 186L67 187V189L65 188ZM100 186H102V188L100 187ZM223 186V187H222ZM105 187V189H104V191H103V188ZM108 187V188H107ZM119 187V188H118ZM203 188H199V189H197L198 191L196 192V193H209L210 195L211 194H213V190L209 187H207V188H205V185H203L202 186ZM75 188V189H74ZM83 188V187H82ZM101 188V189H100ZM112 188V189H111ZM71 189V190H70ZM101 191H100V190ZM120 189H122V190H120ZM209 189V190H208ZM64 190V191H63ZM65 190H68V191H65ZM72 190H74V191H72ZM107 190V191H106ZM116 190V191H115ZM118 190H120L121 192H119ZM210 191H212L211 193H210ZM67 192V193H66ZM71 194H70V193ZM75 192V193H74ZM76 192H77V194H79V195H77L76 194ZM112 192V193H111ZM68 193H69V195H68ZM72 193H73V195H72ZM84 193H85V195H84ZM238 192H236V193H234V194H237ZM250 193V194H249ZM248 194L249 195H251L252 194V192H249ZM74 194L75 195H77L78 196V198H79V201H80V203H82V204H76V202H75V200H74ZM82 194V195H81ZM247 194V193H246ZM83 196V198L81 197V196ZM119 195V196H118ZM237 195H239V193L237 194ZM64 196V197H63ZM70 197V198H67V197ZM241 195H239V199H237V200H239V201H241L240 200V197ZM80 197L82 198V199H85V200H80ZM119 197V198H118ZM217 197V196H216ZM107 198H108V200H107ZM68 199V200H67ZM171 199V198H170ZM170 199H168L167 201H170ZM217 199H218V197H217ZM216 199V201L215 202H217L216 204H218V202H219V199L217 200ZM242 199V198H241ZM20 200V199H19ZM18 200V201H19ZM25 200V198H22L21 199V203H20V201L18 202V206L19 205H21L22 207H24L23 205H27V204H25V203H23V201ZM71 201V202H68V201ZM243 200V199H242ZM26 201H27V199H26ZM62 201H63V203H65V205L66 206H64V204H63V206H62ZM65 201V202H64ZM175 202H176V200H174ZM75 202V203H74ZM85 202V203H84ZM15 203H16V201H15ZM14 203V204H15ZM68 203H69V206L72 208H69L68 207ZM84 203V204H83ZM142 204H145V202L144 203H142ZM167 204H169V203H167ZM72 205H74V206H72ZM16 206V208L18 207L17 205H15ZM21 206H19V207H21ZM82 206V207H81ZM63 207V208H62ZM84 207V208H83ZM11 208V206L9 205V207H8V209H10ZM83 209V211H82V209ZM62 209V210H61ZM88 209V210H87ZM67 210V211H66ZM68 210H69V212H68ZM86 210H87V212H86ZM96 210H99V208H96ZM114 211V212H113ZM109 212L110 213H112V215H114V216H116L115 214L116 213H118V211H116L115 212V210L114 209H109ZM59 214V213H58ZM119 214V213H118ZM73 215V214H72ZM71 215V216H72ZM184 214H183V212H182V215L181 216H183ZM185 215L188 217L189 215H191L190 214V211L188 210V213H185ZM184 215V216H185ZM197 215L198 216H201L202 217V215H205L204 214V212L202 211V212H199V214L197 213ZM206 215H208V214H206ZM239 217H238V216ZM12 216V215H11ZM119 216H120V214H119ZM185 216V217H186ZM241 216V217H240ZM86 217V216H85ZM235 217H237L236 219H238V220H242V221H244V222H248L249 220H246V219H244L243 217H242V215L240 214H234L233 216H232V219H234ZM87 219V218H86ZM119 220L120 221H122L121 220V218L119 217ZM97 221L99 222V223H103V224H106V225H108V226H110L111 228H113V227H116V228H119L120 226H121V223L119 222V221H114V220H112V219H106L105 217H103L102 215H99L98 217H97ZM203 221H205V220H203ZM202 221V222H203ZM255 221V220H254ZM220 224V223H219ZM258 224H260V222L259 221H257V224L256 223H254L253 225L254 226H256V225H258ZM113 225H115V226H113ZM217 226V225H216ZM70 230L72 229V227H70L69 228ZM107 229V228H106ZM174 230H172L171 232H169V233H167V234H165V236L164 237H171L172 235H179V236H181V235H185V230H183V231H179L177 228H173ZM206 231V230H205ZM211 232H214V231H211ZM206 233V232H205ZM207 233H208V231H207ZM228 234H230L229 232H227ZM155 234V233H154ZM153 234V232L150 230V229H148L147 231H145V232H142L141 234H139V236L137 237V238H140V237H142L143 238V240H145V239H148V240H150V241H152L154 238H155V236H156V234L154 235ZM77 237V236H76ZM183 237V236H182ZM80 238V237H79ZM89 237H86L85 239H87V240H91L92 241V238H89ZM186 238H190V235H185V239ZM193 239V238H192ZM191 239V240H192ZM140 240H142L141 238H140ZM189 240L188 241V243L189 242H195L196 243V245H195V243H193V252H191V254L194 256H192L191 254H190V252L188 253V252H186V250H185V254L181 257L182 258V260H183V262L185 263V264H189V262H192L191 264H198L197 262H199V260H200V262H199V264H201V258H205V257H207L208 255V252H210L212 249L214 250H212L210 253H213V254H217L218 252H220V250L221 249H223V250H221V252H223V253H225L226 252V250L224 249V247H223V245L222 246H220V245H218V246H216V249H215V247L213 248V244H211L215 239H211L212 241L211 242H209L210 244H211V246H210V244L209 243H207V242H204V243H202L201 244V242H200V244L203 246V250H206V252L204 253L205 255H203V251L200 249L199 250V246H198V244H197V242L199 243V241H197V240ZM246 240H248V237H247V239ZM96 241H101L99 238L96 240ZM254 241H255V243L257 242L256 241V239H254ZM254 241H252V244H250V245H255L254 244ZM1 243L2 242H0V245H1ZM15 245L16 246H18V245H22V246H18L19 247V253H17L20 257H22V255H24V254H27V256H34V261L32 262V263H30V264H56L55 263V261H54V259H53V254H51V253H49V250L47 249V250H45V249H43V247H41V246H39L38 244H36L35 242H33L32 240H30L29 238H24V241L22 240V242L20 243L19 241H15ZM19 243V244H18ZM76 243H80V242H76ZM187 243V242H186ZM185 243V244H186ZM192 243H189L190 244V246H192L191 244ZM258 243V242H257ZM35 244V245H34ZM188 244V245H189ZM81 245V244H80ZM83 245V244H82ZM95 246H96V248L99 250V251H101L103 254H105V252H106V250H105V247L103 246V244H101V243H99V242H96L95 244H94ZM2 246V245H1ZM25 246H27V247H25ZM209 246V247H208ZM220 246V247H219ZM22 247H24V248H22ZM33 247H34V249H33ZM77 248H76V250L78 251V249L80 248L78 245L76 246ZM79 247V248H78ZM185 247H186V245H185ZM223 247V248H222ZM5 248V247H4ZM27 248H28V250H27ZM198 248V249H197ZM205 248V249H204ZM208 248H211V249H208ZM218 248H219V250H218ZM196 249V250H195ZM240 250H244V248H242V249H240ZM249 251H251L252 249H248ZM79 251H80V249H79ZM197 251V252H196ZM216 251V252H215ZM81 252V251H80ZM199 252H201V253H199ZM256 252V255L257 256H260L261 258H262V255H258L257 253V251H255L254 250V253ZM186 253H188V255H186ZM198 253V254H197ZM223 253H222V256H223ZM251 253H253V250L251 251ZM253 253V254H254ZM260 253V252H259ZM80 254V256H82V260H83V262H81L82 264H97L98 262L96 261L95 263L92 261V260H89L88 258H86L87 256L86 255H84L83 253H79ZM190 254V255H189ZM199 256V255H201V257L199 256H197V255ZM261 254V253H260ZM119 255H121V254H117V256H119ZM196 255V256H195ZM207 255V256H206ZM255 255V254H254ZM177 256V255H176ZM176 256H174L175 257V259L177 258H179V257H176ZM191 256V257H190ZM13 257V256H12ZM11 257V258H12ZM195 258V261L196 262H194V259H191V258ZM198 259H197V258ZM66 259V258H65ZM65 259L63 258V259H60V261H59V264H68L67 263V261H65ZM64 260V261H63ZM154 260H156V259H154ZM198 260V261H197ZM87 261V262H86ZM159 264H165V262L164 261H158V260H156ZM13 262H15V260H12V263ZM86 262V263H85ZM16 264H18V263H16Z\"/></svg>",
	"mask_w": 264,
	"mask_h": 264
},
{
	"label": "snow or ice",
	"instance_id": "snow-or-ice-1",
	"mask_svg": "<svg viewBox=\"0 0 264 264\" xmlns=\"http://www.w3.org/2000/svg\"><path fill=\"white\" fill-rule=\"evenodd\" d=\"M7 3L8 0H0V24L4 23L3 17ZM223 3L224 0H220V4L223 5ZM64 5V7L57 11L42 14L33 13L31 8L26 7L27 16L25 19L29 22V26L33 32H42L46 28L63 29L68 24L78 25V35L90 41L94 51L101 53L105 58L114 55L116 59L123 60L126 56L129 67L138 73H142L137 78L150 83H162L167 87H171L172 80L170 73L174 65L171 63L168 53L182 50L179 47L180 45L189 46V60L194 59L195 55L198 54L193 51L198 44L209 45L214 53L213 67L216 71L206 78L192 80L191 83L185 82L182 87L174 88L168 95L172 96L173 92L179 95L184 89H191L198 97H211L214 104L211 106L201 105L202 108H207L209 112L215 113L221 119L226 114L239 117L242 121V130L247 133L250 139L255 138L256 140L264 141V59L249 62L248 59H240L233 55L234 52L239 51L240 46H246L249 41L264 39V35H261L264 33V16H260L257 13L255 17H250L248 10L245 9L239 24H235L230 12L227 14V17L221 13L220 16L223 24L219 32L213 26L211 30H203L200 36H193L191 39L182 40L179 44L172 43L171 41H162L161 43H167L168 47L157 52L155 60L149 62L146 59L149 41L143 40L137 43L134 33L110 31L106 27L102 29L100 21L96 20L92 22L91 19L86 18L89 14L79 9L74 0H64ZM186 11L191 13L192 9H187ZM22 15L24 14L22 13ZM33 19L39 21V23H32ZM149 27H152V25H149ZM17 31L21 36L27 35V29L24 26H19L18 29H13L7 34L15 36L17 35ZM213 37H215V42ZM47 38L51 40L50 51L56 52L58 49H61L58 58L63 59L64 51L62 49L66 45L62 44L58 38L54 40L51 37ZM20 43L24 44L25 41L21 40ZM154 47L159 48L160 45H154ZM67 51L71 52L72 49L67 48ZM49 55L50 52L44 53V56ZM162 56L163 58H161ZM37 59H40V57L37 56ZM64 66L67 67V65ZM32 68L35 70L36 65L33 64ZM165 68L168 69L167 74L165 73ZM36 74L41 77L44 75L41 71H37ZM185 74L187 75V72ZM198 86H202L204 90H198ZM58 91L64 93L65 89L61 86ZM66 95L67 97H71L72 93L69 92ZM108 95L111 96L112 93H108ZM49 100L56 102L53 105L54 107L63 104L62 101H59L54 96L49 97ZM68 103L76 104V101L69 100ZM177 103H183V101H177ZM77 106L83 107V105ZM84 111L88 115L95 116L101 120L107 118L113 125L118 124L111 110L103 106L99 108L94 105L91 108L85 107ZM163 111L172 112V109L164 108ZM160 112L161 109H155L148 120L157 118ZM172 114L178 115L179 110L172 112ZM7 119H11V117L9 116ZM81 120H83V117H81ZM49 123L51 122L49 121ZM53 126L55 127V125ZM146 126L147 124L142 125V127ZM141 159L150 167L157 170L162 177H171L173 173L185 171L173 165H164L159 156H145ZM191 171L205 173L207 182L210 183L214 195L219 198L218 207L214 206L213 210H218V214L224 217L225 220L228 218V212H239L264 224V171L237 170L234 172V176L239 178L238 182H233L226 178L223 180L224 183L231 185L228 191L238 192L243 197L242 201L225 198V192L218 183L220 173L215 171L209 172L207 169L202 168ZM221 172L226 174L233 172V170L223 169ZM197 183H200V181H197ZM179 186L181 188L184 187L183 184ZM168 188L173 192L176 190L171 183L168 184ZM248 192H252V194H246ZM206 202L210 205L212 204L211 200ZM259 238L264 239V235ZM137 247H140L138 242ZM161 247H164V245H161ZM165 251L171 254L175 249L169 244L165 248ZM142 259L148 258L142 257ZM148 264H153V261L149 259Z\"/></svg>",
	"mask_w": 264,
	"mask_h": 264
}]
</instances>
